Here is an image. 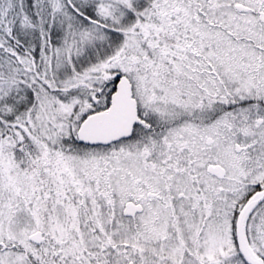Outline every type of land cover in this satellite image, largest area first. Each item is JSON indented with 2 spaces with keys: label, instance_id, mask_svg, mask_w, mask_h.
<instances>
[{
  "label": "snow or ice",
  "instance_id": "snow-or-ice-1",
  "mask_svg": "<svg viewBox=\"0 0 264 264\" xmlns=\"http://www.w3.org/2000/svg\"><path fill=\"white\" fill-rule=\"evenodd\" d=\"M0 264H264V0H0Z\"/></svg>",
  "mask_w": 264,
  "mask_h": 264
}]
</instances>
